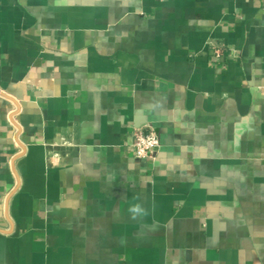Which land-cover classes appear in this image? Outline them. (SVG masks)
Segmentation results:
<instances>
[{"label": "crops", "instance_id": "crops-1", "mask_svg": "<svg viewBox=\"0 0 264 264\" xmlns=\"http://www.w3.org/2000/svg\"><path fill=\"white\" fill-rule=\"evenodd\" d=\"M0 264H264V0H0Z\"/></svg>", "mask_w": 264, "mask_h": 264}, {"label": "built area", "instance_id": "built-area-1", "mask_svg": "<svg viewBox=\"0 0 264 264\" xmlns=\"http://www.w3.org/2000/svg\"><path fill=\"white\" fill-rule=\"evenodd\" d=\"M220 52V50H217ZM133 141L131 148L137 158L154 156L160 147L159 134L152 126L135 127L132 131Z\"/></svg>", "mask_w": 264, "mask_h": 264}, {"label": "clouds", "instance_id": "clouds-1", "mask_svg": "<svg viewBox=\"0 0 264 264\" xmlns=\"http://www.w3.org/2000/svg\"><path fill=\"white\" fill-rule=\"evenodd\" d=\"M128 211L131 213V219L136 220L137 218L144 217L147 215L146 209H144L140 204L132 205Z\"/></svg>", "mask_w": 264, "mask_h": 264}]
</instances>
